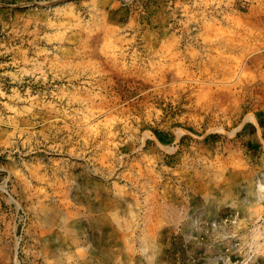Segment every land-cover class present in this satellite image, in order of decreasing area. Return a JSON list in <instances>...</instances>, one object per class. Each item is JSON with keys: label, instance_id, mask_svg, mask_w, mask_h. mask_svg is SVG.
Instances as JSON below:
<instances>
[{"label": "rangeland", "instance_id": "374dc122", "mask_svg": "<svg viewBox=\"0 0 264 264\" xmlns=\"http://www.w3.org/2000/svg\"><path fill=\"white\" fill-rule=\"evenodd\" d=\"M0 264H264V0H0Z\"/></svg>", "mask_w": 264, "mask_h": 264}]
</instances>
